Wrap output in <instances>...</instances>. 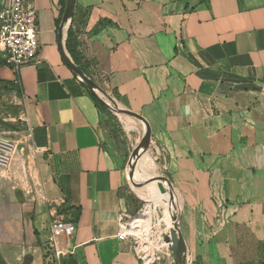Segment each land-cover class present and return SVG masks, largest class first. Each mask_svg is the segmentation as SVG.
Listing matches in <instances>:
<instances>
[{
	"label": "crops",
	"instance_id": "1",
	"mask_svg": "<svg viewBox=\"0 0 264 264\" xmlns=\"http://www.w3.org/2000/svg\"><path fill=\"white\" fill-rule=\"evenodd\" d=\"M65 2L34 0L38 64L15 74L0 59V150L15 146L0 164V264H138L118 239L137 146L109 133L64 62ZM68 29L78 67L146 123L145 161L196 225L187 258L224 249L211 242L232 225L264 241V0H75L72 60ZM54 221L74 226L59 261L44 252Z\"/></svg>",
	"mask_w": 264,
	"mask_h": 264
},
{
	"label": "rangeland",
	"instance_id": "2",
	"mask_svg": "<svg viewBox=\"0 0 264 264\" xmlns=\"http://www.w3.org/2000/svg\"><path fill=\"white\" fill-rule=\"evenodd\" d=\"M85 75L88 78H90L87 74ZM94 83L96 82L94 81ZM96 85L113 99L112 94L109 92V90L106 87L104 88L100 87L97 83ZM103 99L106 101L105 98ZM102 111L106 115L105 122L107 123V128L109 133L113 137H115L116 140L121 142V144L126 146L131 144V146L136 147L138 142L140 141V137L139 134L135 131L134 125L140 126L138 124V121L135 119H126L124 115L116 113L113 110L106 109L105 107L104 110ZM126 121L133 122L134 125H130V123ZM129 128L130 130H127ZM144 155H146L148 159L151 160V158L147 155V153H144ZM132 158L133 156L131 157L128 163L127 171L129 170V167L133 162ZM141 170L144 171L145 176L147 174L150 176L157 175V171L154 168L153 164L152 165L150 164L148 167L145 166V168ZM140 178H142L144 181L143 180L141 181V179L136 178L131 182H127V186L125 187V192L123 194L125 196L124 197L125 204L126 201L128 202L127 205L129 207L127 208L126 213L131 218H129L127 222L128 223L130 222L131 226H133L134 223L137 222V218L140 217L141 212L145 210V208H147L149 205H151L152 200L149 201L145 200L142 194L149 192L148 196H150L151 198L158 196L159 193L163 195L171 196V194L166 189L159 186L157 183L152 181H147L145 180V178L141 176ZM177 200H178V205L180 207L178 213L179 227H180V232L185 240V238L188 236L189 233L196 230V225L193 226L191 224L192 220L190 218L189 212L188 210H185V208L182 207V203L180 202L179 197H177ZM222 226L224 225L221 226L216 225L215 227H218L220 229ZM241 232H242L241 238L237 237V239H235V230H234V226L232 225L227 230L228 240L226 242H217V241L211 242L215 244L224 243L225 244L224 249H221L216 253L210 252L206 257H193L191 255L187 258L188 263L189 264H264V241L257 239V234L256 232H254V226L250 225L249 223H244ZM132 244L136 250L135 253L137 254L138 264H145L137 250L138 242L136 241V239L132 238ZM150 264H173L171 252L168 253L166 249H160L158 251L156 250L154 259Z\"/></svg>",
	"mask_w": 264,
	"mask_h": 264
},
{
	"label": "built area",
	"instance_id": "3",
	"mask_svg": "<svg viewBox=\"0 0 264 264\" xmlns=\"http://www.w3.org/2000/svg\"><path fill=\"white\" fill-rule=\"evenodd\" d=\"M41 49L38 30V14L34 0H3L0 2V59L3 65L17 74L24 66L39 63ZM15 146L3 144L0 151V164H6V158ZM129 217L122 213L118 217V239L131 240ZM74 226L63 221L51 222L48 226V237L44 252L47 256L59 261L66 252L60 249V238L72 236ZM136 251V250H135ZM137 255V254H136Z\"/></svg>",
	"mask_w": 264,
	"mask_h": 264
},
{
	"label": "bare ground",
	"instance_id": "4",
	"mask_svg": "<svg viewBox=\"0 0 264 264\" xmlns=\"http://www.w3.org/2000/svg\"><path fill=\"white\" fill-rule=\"evenodd\" d=\"M127 130H130V128ZM145 160L146 156L144 155L140 159L138 165L140 172L144 176L145 174L144 171L141 170V166L144 164L148 167L151 164ZM146 176L150 175L147 174ZM136 178L141 179V181L143 180L135 171L132 162L127 172V179L128 182H131ZM148 195L149 192L142 194L145 200H152L151 205L141 212L140 217L137 218V222H135L133 226H131L129 222V233L138 242L137 250L145 264H150L153 261L156 250L166 249L167 252L170 253L172 247L176 244H180L178 233L174 225V210L178 213L180 210L178 203L174 204L173 198L170 195L159 193L158 196L153 198Z\"/></svg>",
	"mask_w": 264,
	"mask_h": 264
},
{
	"label": "water",
	"instance_id": "5",
	"mask_svg": "<svg viewBox=\"0 0 264 264\" xmlns=\"http://www.w3.org/2000/svg\"><path fill=\"white\" fill-rule=\"evenodd\" d=\"M75 6V0H66L65 6H64V12L61 18V22L58 28V38H57V48L59 52L61 53V56L66 64V66L71 70V72L76 76V78L85 86V88L96 98V100L106 109L113 110L116 113L127 115L139 122V124L142 126V135L141 139L135 149V152L133 154V165L135 168V171L138 175L145 178L147 181H152L157 183L159 186L166 189L173 198V203H178L177 197L174 194L173 190L169 186V184L164 181L162 178L156 177V176H144L139 168V161L146 152L148 142H149V132L148 128L146 126V123L144 120L137 114L126 111L119 106H117L114 102V100L108 96L102 89H100L94 81H92L90 78H88L83 71L73 63V61L69 58V56L65 53L63 49V44L61 42L62 39V32L64 28L68 25L74 11ZM105 98L106 101L103 99ZM174 225L178 233V237L180 240V244H176L174 247L171 248V254H172V260L173 264H187V250L186 245L183 239V236L180 232L179 227V219H178V212L174 210Z\"/></svg>",
	"mask_w": 264,
	"mask_h": 264
},
{
	"label": "trees",
	"instance_id": "6",
	"mask_svg": "<svg viewBox=\"0 0 264 264\" xmlns=\"http://www.w3.org/2000/svg\"><path fill=\"white\" fill-rule=\"evenodd\" d=\"M63 12H64V3H62V6H61V13L63 14ZM75 46H76V44L74 42L73 32H72L71 29H68L67 39H66V42H65V47H66V50H67L68 54L72 58L74 64L78 66V63L76 61V50H75ZM80 69L82 70V68H80ZM88 95L91 97V99L94 101V103L96 104V106L99 109L104 110V107L96 100V98L90 92H88Z\"/></svg>",
	"mask_w": 264,
	"mask_h": 264
}]
</instances>
